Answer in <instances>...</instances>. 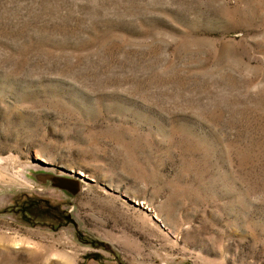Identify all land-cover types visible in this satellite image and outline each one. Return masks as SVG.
Masks as SVG:
<instances>
[{
  "label": "rangeland",
  "instance_id": "374dc122",
  "mask_svg": "<svg viewBox=\"0 0 264 264\" xmlns=\"http://www.w3.org/2000/svg\"><path fill=\"white\" fill-rule=\"evenodd\" d=\"M0 264H264V0H0Z\"/></svg>",
  "mask_w": 264,
  "mask_h": 264
},
{
  "label": "water",
  "instance_id": "95a60500",
  "mask_svg": "<svg viewBox=\"0 0 264 264\" xmlns=\"http://www.w3.org/2000/svg\"><path fill=\"white\" fill-rule=\"evenodd\" d=\"M64 172L67 173L68 175H73V177L78 178V179H76V180H82V181H84V182H86V183H90V184L93 183V180H90V179H88V178H86V177H83V175H79L78 173H74V172H72V171H67V170H64ZM80 178H83V179H80ZM105 189L108 190V191H111V189H109L108 187H106ZM114 194H117L116 191H114ZM121 198H122L123 200H125L126 202H128L129 204H132L133 206H137V204H136L135 202L130 201V200H129L128 198H126L125 196L121 195Z\"/></svg>",
  "mask_w": 264,
  "mask_h": 264
},
{
  "label": "bare ground",
  "instance_id": "6f19581e",
  "mask_svg": "<svg viewBox=\"0 0 264 264\" xmlns=\"http://www.w3.org/2000/svg\"><path fill=\"white\" fill-rule=\"evenodd\" d=\"M15 249H21V248H32L31 245L25 244L23 242H16L13 246Z\"/></svg>",
  "mask_w": 264,
  "mask_h": 264
}]
</instances>
